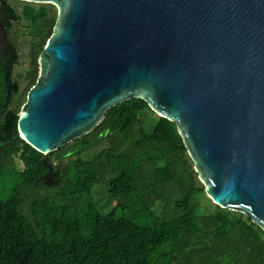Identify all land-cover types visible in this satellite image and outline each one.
<instances>
[{
	"label": "water",
	"instance_id": "1",
	"mask_svg": "<svg viewBox=\"0 0 264 264\" xmlns=\"http://www.w3.org/2000/svg\"><path fill=\"white\" fill-rule=\"evenodd\" d=\"M23 1L59 7L25 142L47 154L140 97L175 121L212 202L264 230V0Z\"/></svg>",
	"mask_w": 264,
	"mask_h": 264
},
{
	"label": "trees",
	"instance_id": "2",
	"mask_svg": "<svg viewBox=\"0 0 264 264\" xmlns=\"http://www.w3.org/2000/svg\"><path fill=\"white\" fill-rule=\"evenodd\" d=\"M21 19L36 63L57 17L43 3L17 10L0 0V264H264L263 228L201 201L177 124L144 99L112 105L89 132L47 154L25 142L15 100L19 52L8 32ZM26 77L24 101L33 67ZM14 156L21 169L9 163ZM99 194L109 209L97 205Z\"/></svg>",
	"mask_w": 264,
	"mask_h": 264
},
{
	"label": "rangeland",
	"instance_id": "3",
	"mask_svg": "<svg viewBox=\"0 0 264 264\" xmlns=\"http://www.w3.org/2000/svg\"><path fill=\"white\" fill-rule=\"evenodd\" d=\"M10 2L12 3L13 6L17 8V10H19L20 7L25 3H29L34 6H38L39 4H42L36 2H26L23 0H10ZM43 4L46 5L48 8H50L51 14H53L56 17L58 16L59 7L57 5L49 4V3H43ZM8 32L11 36V39L15 42L19 52V61L14 67V76L16 79L19 80L20 90L15 100L20 102L22 101L21 104L23 105L24 94L27 89V83L29 82V79H27L26 77V72L27 70L33 67V69L37 73V77L40 75L39 57L37 58V61L35 63V60L33 59V54L35 53V46L33 45L34 38L28 34V27L24 19L13 21L12 26ZM154 113L157 114L156 112ZM97 150L98 148L91 149L89 153L96 152ZM67 159L68 158H65L63 160V163H66ZM9 163L13 164L15 167L19 169L23 167V164L18 159V156H14L12 161ZM44 178L47 183H52L54 181V174H47L45 175ZM198 182L203 185L205 190L206 186L201 180L199 175H198ZM200 199L203 203H209V202L213 203L212 200L207 195L206 191H204ZM95 201L97 202L98 206H104L105 209L110 208L111 204L110 202H107V197L103 194H99V196H96ZM238 213H240L241 217L245 219L250 225L258 229L256 224L251 220H249L245 214L241 212ZM262 237H264L263 232H262Z\"/></svg>",
	"mask_w": 264,
	"mask_h": 264
},
{
	"label": "flooded vegetation",
	"instance_id": "4",
	"mask_svg": "<svg viewBox=\"0 0 264 264\" xmlns=\"http://www.w3.org/2000/svg\"><path fill=\"white\" fill-rule=\"evenodd\" d=\"M1 23H0V36H4V33H3V30H2V28H1Z\"/></svg>",
	"mask_w": 264,
	"mask_h": 264
}]
</instances>
